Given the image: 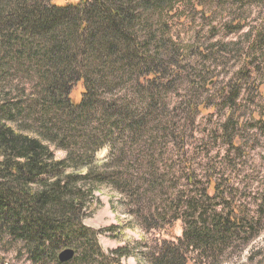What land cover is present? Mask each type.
<instances>
[{
  "label": "trees",
  "instance_id": "16d2710c",
  "mask_svg": "<svg viewBox=\"0 0 264 264\" xmlns=\"http://www.w3.org/2000/svg\"><path fill=\"white\" fill-rule=\"evenodd\" d=\"M171 1L0 0V239L20 242L32 264H122L132 255L128 246H100L98 237L114 227L84 225L103 186L148 232L182 221L180 238L143 253L148 264H230L263 232L264 205L236 202L211 177L195 182L187 161L184 187L160 198V180L172 175L160 170L154 137L163 81L160 38L146 14ZM256 40L264 45V36ZM127 79L130 97L113 95ZM104 147L109 154L99 163ZM177 153L190 150L181 145ZM66 249L74 256L59 263ZM253 251L247 263L232 264H259Z\"/></svg>",
  "mask_w": 264,
  "mask_h": 264
},
{
  "label": "rangeland",
  "instance_id": "374dc122",
  "mask_svg": "<svg viewBox=\"0 0 264 264\" xmlns=\"http://www.w3.org/2000/svg\"><path fill=\"white\" fill-rule=\"evenodd\" d=\"M78 0H55L56 5ZM160 13H148V26L160 38V144L161 172L172 177L160 190V198L184 187L183 161L192 164L195 182L213 178L236 202L254 210L264 205V0H172ZM168 10L170 12H168ZM140 36L144 32L136 31ZM151 32V31H146ZM113 95L130 97L134 83ZM72 92V93H71ZM72 100L81 93L74 87ZM135 103L140 101L134 97ZM184 146L190 154L177 153ZM56 159L65 153L52 149ZM108 147L95 154L99 163ZM169 182V183H168ZM197 186V185H196ZM200 188V185L197 186ZM101 188V187H100ZM163 193V194H162ZM87 213V212H86ZM84 225L93 230L114 227L98 237L103 250L128 246L132 255L122 264H148L143 253L159 241H175L182 235V221L170 228L146 231L127 214L121 198L103 186L94 193ZM21 243L0 239V264H32ZM264 264V230L250 247L236 250L230 264ZM20 252L22 255H20ZM257 256V257H256ZM192 264V263H189ZM224 264H229L226 262Z\"/></svg>",
  "mask_w": 264,
  "mask_h": 264
},
{
  "label": "water",
  "instance_id": "95a60500",
  "mask_svg": "<svg viewBox=\"0 0 264 264\" xmlns=\"http://www.w3.org/2000/svg\"><path fill=\"white\" fill-rule=\"evenodd\" d=\"M73 256H74L73 250L66 249V250L62 251L58 255V262L59 263H67V262L71 261V259L73 258Z\"/></svg>",
  "mask_w": 264,
  "mask_h": 264
}]
</instances>
